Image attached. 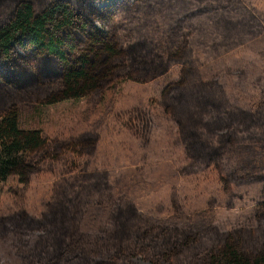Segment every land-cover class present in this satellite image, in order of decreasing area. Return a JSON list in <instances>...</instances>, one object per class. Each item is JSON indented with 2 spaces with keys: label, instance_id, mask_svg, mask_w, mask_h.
Instances as JSON below:
<instances>
[{
  "label": "trees",
  "instance_id": "obj_1",
  "mask_svg": "<svg viewBox=\"0 0 264 264\" xmlns=\"http://www.w3.org/2000/svg\"><path fill=\"white\" fill-rule=\"evenodd\" d=\"M120 1L111 12L101 11L97 0H0V184L12 177L30 184L70 155L84 160L55 184L41 218L26 211L0 217V264H134L137 258L264 264V193L254 226L221 231L213 224H171L118 194L123 170L89 171L101 140L96 132L63 140L20 128L25 105L98 104L118 82L148 84L181 66L180 80L159 101L187 157L181 175L216 169L229 209L235 187L264 183V162L257 167L254 152L264 150V77L258 79L260 103L251 111L235 105L220 81L203 76L207 63L262 37L264 23L252 14L228 15L241 0ZM209 6L216 38L202 59L193 46L195 27L186 21ZM172 203L182 215L176 192Z\"/></svg>",
  "mask_w": 264,
  "mask_h": 264
},
{
  "label": "rangeland",
  "instance_id": "obj_2",
  "mask_svg": "<svg viewBox=\"0 0 264 264\" xmlns=\"http://www.w3.org/2000/svg\"><path fill=\"white\" fill-rule=\"evenodd\" d=\"M97 2L101 11L113 12L121 1ZM214 12V7H200L187 17L186 22L195 27V52L202 59L206 57L207 45L216 38L208 19ZM227 13L236 17L252 14L264 23V0H241ZM98 26L105 30L101 24ZM263 53L264 35L220 60L207 63L203 76L208 81H220L235 105L254 111L261 99L258 79L264 77ZM181 70V66H174L167 75L148 84L118 82L98 104L81 99L52 106L25 105L19 112L20 128L42 131L50 138L63 140L96 132L101 140L89 171L123 170L126 175L118 194L131 198L144 214L183 227L213 224L221 231H229L254 226L257 208L263 202L264 183L235 187L234 209H229L216 169L187 177L180 173L187 157L175 145L178 128L159 101L163 90L180 80ZM254 152L256 166L263 167L264 150L256 147ZM247 156L244 153L243 161ZM80 162L84 160L70 155L53 172L34 175L30 184H22L16 177L1 183L0 217L26 211L41 218L55 184L62 177L70 178L68 168ZM175 192L182 215L173 207ZM134 264L150 263L137 258Z\"/></svg>",
  "mask_w": 264,
  "mask_h": 264
}]
</instances>
